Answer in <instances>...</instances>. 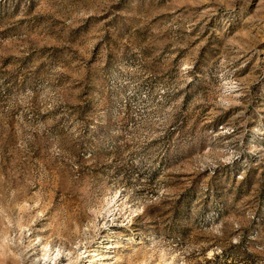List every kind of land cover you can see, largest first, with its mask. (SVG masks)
<instances>
[{
  "label": "rangeland",
  "instance_id": "1",
  "mask_svg": "<svg viewBox=\"0 0 264 264\" xmlns=\"http://www.w3.org/2000/svg\"><path fill=\"white\" fill-rule=\"evenodd\" d=\"M0 264H264V0H0Z\"/></svg>",
  "mask_w": 264,
  "mask_h": 264
}]
</instances>
